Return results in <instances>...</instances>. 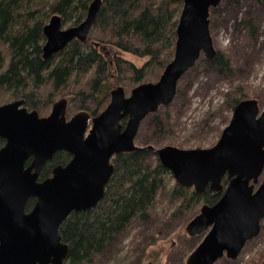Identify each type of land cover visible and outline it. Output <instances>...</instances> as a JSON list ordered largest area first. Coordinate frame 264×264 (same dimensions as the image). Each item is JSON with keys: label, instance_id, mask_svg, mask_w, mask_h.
Instances as JSON below:
<instances>
[{"label": "water", "instance_id": "water-1", "mask_svg": "<svg viewBox=\"0 0 264 264\" xmlns=\"http://www.w3.org/2000/svg\"><path fill=\"white\" fill-rule=\"evenodd\" d=\"M220 2L183 0L174 54L159 78L135 85L128 95L122 85L114 86L97 115L79 110L67 118L65 98L56 100L45 116L29 110L23 99L0 104V264L64 263L69 247L61 240V223L72 211L98 203L113 172L111 157L140 148L134 139L141 121L172 102L179 79L200 56L210 60L216 55L209 13ZM100 5L101 0H92L85 18L67 27L53 14L43 26V58L73 38L84 42ZM57 151L70 153V160L39 179ZM155 151L177 183L198 193L206 187L222 191V178L228 179L219 199L202 204L188 220L186 233L203 236L185 264L237 257L258 234L264 217V107L255 98L241 99L211 146L165 144ZM30 198L35 201L27 210Z\"/></svg>", "mask_w": 264, "mask_h": 264}, {"label": "trees", "instance_id": "trees-1", "mask_svg": "<svg viewBox=\"0 0 264 264\" xmlns=\"http://www.w3.org/2000/svg\"><path fill=\"white\" fill-rule=\"evenodd\" d=\"M91 1L0 0V103L7 94L10 99H23L24 106L40 114L50 107L55 96L67 95L66 114L85 110L94 116L109 101L105 83L111 76L116 84L129 89L159 78L174 54L183 0H101L84 42L73 38L62 49L43 58V26L48 19L58 14L62 25H76L85 18ZM115 50L146 60L137 66ZM198 61L199 65L206 61L213 63L226 76L233 75L230 58L220 50L212 59L200 57ZM188 72L179 79L175 96ZM245 92L237 86L226 92L222 107L232 112L244 99ZM149 117L159 135L174 133L169 106L161 107ZM3 144L4 139L0 138V147ZM148 145L152 144L115 154L103 197L94 207L72 211L61 223L59 234L69 247L63 264H93L94 256L111 249L120 236L132 230L136 220L146 221L156 213L159 195L174 208L158 229H152L150 243L168 234L183 215L190 213V218L195 215L198 205H211L219 199L228 182L226 176L221 181L222 191L206 187L198 193L176 181L169 186L173 179L170 171L158 160L156 145L152 148ZM70 158V153L57 151L41 168L39 179L50 176L54 166L64 165ZM34 201V198L27 201V210ZM184 235L185 240H190L202 233ZM199 241L191 247L188 243L182 254L179 251L175 264H183V258ZM173 260L168 258L166 264H172Z\"/></svg>", "mask_w": 264, "mask_h": 264}, {"label": "rangeland", "instance_id": "rangeland-1", "mask_svg": "<svg viewBox=\"0 0 264 264\" xmlns=\"http://www.w3.org/2000/svg\"><path fill=\"white\" fill-rule=\"evenodd\" d=\"M62 26L67 27L68 24ZM209 28L215 49L230 58L233 75L226 76L219 67L207 61L199 65L197 60L188 70L178 95L174 96L168 105L171 109L170 123L174 133L159 135L153 128L149 114L140 124L135 138L137 146L147 143L156 145V148L165 144L181 148L213 145L232 114L222 107L225 93L236 86L245 89L244 98H255L259 101L260 109L264 107V0H221L216 7L210 9ZM115 51L137 66L146 60V57ZM120 84H116L115 78L111 76L105 83V88L110 92V89ZM124 89L126 94H129L130 89L126 85ZM55 97L54 102L65 98L68 106L67 95ZM13 100L6 94L0 104ZM52 104L39 115L49 114ZM77 111L66 114L67 118ZM262 176L263 174L259 181ZM174 181L173 177L169 186ZM173 208L174 205H169L167 200L159 195L156 213L146 221L136 220L132 230L120 236L111 249L94 256L93 264H166L170 257L171 260L174 259L172 264H175L182 254L181 250H186L188 243L190 247L194 245L202 235L195 239H184L185 226L191 215L188 213L176 221L168 234H162L154 243H150L152 229H158L162 222L168 219ZM199 208L200 205L197 206V212ZM186 257L183 258V264ZM234 263L264 264V218L261 220L258 235L246 241L237 257H221L214 264Z\"/></svg>", "mask_w": 264, "mask_h": 264}, {"label": "flooded vegetation", "instance_id": "flooded-vegetation-1", "mask_svg": "<svg viewBox=\"0 0 264 264\" xmlns=\"http://www.w3.org/2000/svg\"><path fill=\"white\" fill-rule=\"evenodd\" d=\"M109 98H110V96H109ZM108 102H109V101H108ZM88 113H89V112H88ZM90 115H91V114H90ZM91 116H93V115H91ZM143 120H144V119H143ZM143 120H142V121H143ZM142 121H141V122H142ZM140 124H141V123H140ZM139 127H140V126H139ZM138 131H139V129H138ZM138 131H137V134H138ZM137 134H136V136H137ZM135 138H136V137H135Z\"/></svg>", "mask_w": 264, "mask_h": 264}, {"label": "bare ground", "instance_id": "bare-ground-1", "mask_svg": "<svg viewBox=\"0 0 264 264\" xmlns=\"http://www.w3.org/2000/svg\"><path fill=\"white\" fill-rule=\"evenodd\" d=\"M58 15V14H57ZM129 92V91H128Z\"/></svg>", "mask_w": 264, "mask_h": 264}]
</instances>
